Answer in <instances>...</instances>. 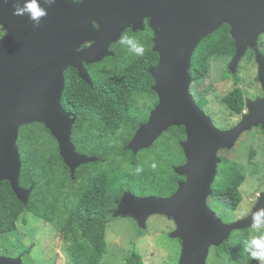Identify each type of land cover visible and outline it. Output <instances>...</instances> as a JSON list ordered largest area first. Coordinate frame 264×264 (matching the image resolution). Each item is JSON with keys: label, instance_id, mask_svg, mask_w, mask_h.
I'll list each match as a JSON object with an SVG mask.
<instances>
[{"label": "water", "instance_id": "water-1", "mask_svg": "<svg viewBox=\"0 0 264 264\" xmlns=\"http://www.w3.org/2000/svg\"><path fill=\"white\" fill-rule=\"evenodd\" d=\"M14 2L0 0V23L7 29L0 39V181H8L19 200L26 202L30 192L19 186L20 126L43 123L57 140L72 176L80 164L93 161L95 157L77 152L71 141L76 116L61 105L64 71L75 68L79 78L91 85L85 65L109 56L110 44L127 27L142 30L144 18H149L158 61L148 72L158 101L126 147L136 153L169 127L183 126L185 139L179 145L186 161L174 172L184 180L167 197L125 192L114 216L128 213L139 222L148 214L172 217L176 228L171 236L182 241L179 264H204L210 245L221 243L234 228L250 226V217L222 224L206 198L212 194L219 161L216 150L231 147L252 126L261 124L264 129V98L249 102L248 113L237 125L218 129L192 98L189 69L199 42L227 24L235 47L228 69L234 73L247 46L255 45L264 32V0H82L80 4L56 0L50 7L40 0L48 15L39 27L27 17L14 16ZM86 43L90 45L82 48ZM256 59L264 91V56L257 53ZM257 207H264V194ZM0 264L17 262L0 256Z\"/></svg>", "mask_w": 264, "mask_h": 264}, {"label": "trees", "instance_id": "trees-1", "mask_svg": "<svg viewBox=\"0 0 264 264\" xmlns=\"http://www.w3.org/2000/svg\"><path fill=\"white\" fill-rule=\"evenodd\" d=\"M124 33L143 44V56L133 55L118 41L110 45L114 56L86 65L91 85L79 78L75 68L68 67L64 71L61 105L76 116L71 141L79 153L106 158L103 149H107L109 141L121 134L123 127L125 130L122 134L126 135L124 142L127 144L140 122L146 120L143 109L138 107L140 98H156L152 90L154 81L148 72L158 61V54L152 50V30L146 22L144 30L133 32L126 29ZM234 52L229 26L222 24L215 32L203 38L193 52L189 69L192 79H200L207 73L210 57L232 56ZM110 62L113 68L104 67V64L109 65ZM233 79L234 87L221 100L231 112L240 114L244 110L243 91L237 85L239 79L236 76ZM196 103L202 108L206 100L201 98ZM43 129L49 133L44 126ZM163 139L175 144L178 152L155 149L156 157L153 160H160V163L154 164L156 171L144 167L137 153L126 148L121 150V154H128L126 157L134 171L139 170L138 174L120 171L119 164L99 167L91 173H88V169L93 163H82L76 167L73 182L87 173L88 176L84 183L78 184L71 199L67 201V214L59 227L61 238L70 242L68 251L73 264H101L107 253L106 224L115 217L114 213L125 192L134 195L139 192L137 196L167 197L176 191L178 181L184 180V176L173 171V167L185 162L179 145L185 139L184 127H169L154 144H159ZM25 140L26 137L19 132L16 141L21 161L19 186L30 189V192L24 202L16 197L8 181H0V235L14 231L22 213H32L51 222L50 214L55 211L54 198L61 191L58 186L52 190L50 188L52 171L62 167L65 174L69 173L58 150L40 156L37 161L30 151L24 149ZM253 154L251 151L250 156ZM221 160L211 184V195L214 198L223 197L226 205L235 210L242 199L239 187L244 181V175L233 160L225 157ZM228 247L227 242H223L218 249L223 252ZM244 253V264H257L250 259L246 250ZM124 264L143 263L138 252L132 251Z\"/></svg>", "mask_w": 264, "mask_h": 264}, {"label": "rangeland", "instance_id": "rangeland-1", "mask_svg": "<svg viewBox=\"0 0 264 264\" xmlns=\"http://www.w3.org/2000/svg\"><path fill=\"white\" fill-rule=\"evenodd\" d=\"M143 21L146 27L149 18H144ZM148 27L152 30L153 39V28L149 25ZM126 29L133 31L131 27ZM118 41L119 39L113 43ZM88 45L90 43L81 45V47ZM125 48L127 49V47ZM108 51L110 55L103 57L100 61L106 57L114 56L110 46ZM257 53L264 56V32L258 35L255 45L247 46L234 73L228 69L232 56H214L208 59L207 73L200 79L191 80L189 90L193 100L195 103L201 98L206 100L201 110L210 117L213 125L218 129L227 130L237 125L243 115L248 113L247 104L264 98V91L258 80ZM112 65L113 63L110 62L109 65L104 64V67L113 68ZM235 76L239 79L237 85L243 91L244 110L240 114L231 112L221 100L223 95L234 87L233 77ZM157 101V96L156 98H140L138 107L143 109L146 120ZM43 126L45 127L43 123L32 122L24 124L18 130V133L20 132L26 137L24 149L30 151L37 161L40 156L48 155L53 150L59 152L57 140L50 131L47 133ZM124 130L123 127L120 130L121 134L111 139L108 143L109 147L103 149V152H106V158L95 157L93 161L85 162L93 163L89 166L88 173L99 167H114L118 164L119 170L122 172L139 173V170L134 171L126 157L128 154H121L122 149H128L126 146L132 138L125 144L126 135L122 134ZM159 137L160 135L149 147L136 152L142 165L155 171L157 168L154 164L160 163V160H153L156 157L155 149L162 148L178 152V147L166 139H163L159 144H154ZM251 151L254 152L252 156H250ZM215 154L219 159L216 173L219 169L218 166L221 165V159L225 157L233 160L244 175V181L239 187L242 199L235 210H231L226 205L223 197L214 198L209 195L206 198L207 206L222 224H233L247 218L243 213L252 211L259 198L264 194V129L262 125L258 124L244 130L231 147H220ZM67 168L68 174L63 172L62 167L52 171L53 180L50 188L52 190L58 186L61 189L59 193L55 192L57 194L54 198L55 211L50 214L52 221H45L32 213H22L16 221L15 230L0 235V256L16 260L17 264H73L68 251L70 242L61 238L59 227L67 214V201L71 199L78 184L84 183L88 173L73 182L70 168L68 166ZM137 195H140L139 192H136ZM175 228L176 223L173 218L164 214H148L144 221L139 222L134 215L120 213L106 224L107 253L102 258L101 264H124L126 257L132 251L138 252L143 264H179L182 241L178 237L171 236ZM253 235L257 234L252 231L251 226L232 229L228 237L221 243L210 245L204 264H244L246 242ZM223 242H227L229 249L222 252L218 248Z\"/></svg>", "mask_w": 264, "mask_h": 264}, {"label": "clouds", "instance_id": "clouds-1", "mask_svg": "<svg viewBox=\"0 0 264 264\" xmlns=\"http://www.w3.org/2000/svg\"><path fill=\"white\" fill-rule=\"evenodd\" d=\"M56 0H43V3L50 7ZM73 3L80 4L82 0H73ZM12 14L14 16L27 17L34 27H39L44 17L48 15L47 8L41 5L40 0H17L13 3ZM7 34V29L0 23V38ZM119 44L127 47L129 52L139 57L144 54V46L135 37L126 33L119 36ZM250 217V226L254 233L250 240L246 242V251L251 260L257 264H264V207H257L255 210L243 213Z\"/></svg>", "mask_w": 264, "mask_h": 264}, {"label": "flooded vegetation", "instance_id": "flooded-vegetation-1", "mask_svg": "<svg viewBox=\"0 0 264 264\" xmlns=\"http://www.w3.org/2000/svg\"><path fill=\"white\" fill-rule=\"evenodd\" d=\"M88 156V155H87Z\"/></svg>", "mask_w": 264, "mask_h": 264}]
</instances>
